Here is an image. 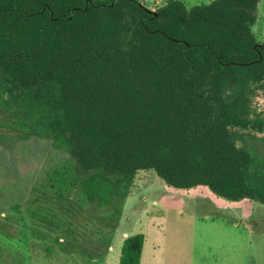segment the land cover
<instances>
[{"label":"trees","instance_id":"obj_1","mask_svg":"<svg viewBox=\"0 0 264 264\" xmlns=\"http://www.w3.org/2000/svg\"><path fill=\"white\" fill-rule=\"evenodd\" d=\"M139 3L0 0L1 113L69 155L86 202L113 218L140 171L264 206V187L248 183L252 154L232 136L264 130L236 99L246 88L264 93L260 0H167L155 15ZM142 245L143 234L126 237L118 264H140Z\"/></svg>","mask_w":264,"mask_h":264},{"label":"rangeland","instance_id":"obj_2","mask_svg":"<svg viewBox=\"0 0 264 264\" xmlns=\"http://www.w3.org/2000/svg\"><path fill=\"white\" fill-rule=\"evenodd\" d=\"M137 1L155 11L167 0ZM179 1L192 8L214 0ZM253 33L264 41V0ZM237 97L244 116L264 120V93L246 88ZM12 102L16 110L25 105ZM2 113L0 264H118L123 240L139 233L144 236L140 264H264L263 205L227 201L203 186L170 188L153 171H140L113 218V210L86 202L73 182L69 155L48 138L18 133L14 118ZM232 136L252 154L248 183L264 187V130H237ZM67 205L75 208L73 217L61 210Z\"/></svg>","mask_w":264,"mask_h":264},{"label":"water","instance_id":"obj_3","mask_svg":"<svg viewBox=\"0 0 264 264\" xmlns=\"http://www.w3.org/2000/svg\"><path fill=\"white\" fill-rule=\"evenodd\" d=\"M139 5H142L141 3H139ZM149 13H153L155 15V12L148 10Z\"/></svg>","mask_w":264,"mask_h":264},{"label":"crops","instance_id":"obj_4","mask_svg":"<svg viewBox=\"0 0 264 264\" xmlns=\"http://www.w3.org/2000/svg\"><path fill=\"white\" fill-rule=\"evenodd\" d=\"M141 258H142V255H141ZM140 263H141V260H140Z\"/></svg>","mask_w":264,"mask_h":264}]
</instances>
